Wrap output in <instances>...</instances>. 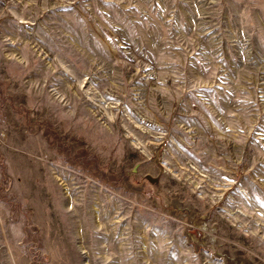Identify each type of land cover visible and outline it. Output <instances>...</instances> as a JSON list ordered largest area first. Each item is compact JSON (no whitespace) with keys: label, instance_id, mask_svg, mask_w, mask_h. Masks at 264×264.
<instances>
[{"label":"rangeland","instance_id":"374dc122","mask_svg":"<svg viewBox=\"0 0 264 264\" xmlns=\"http://www.w3.org/2000/svg\"><path fill=\"white\" fill-rule=\"evenodd\" d=\"M0 264H264V0H0Z\"/></svg>","mask_w":264,"mask_h":264}]
</instances>
